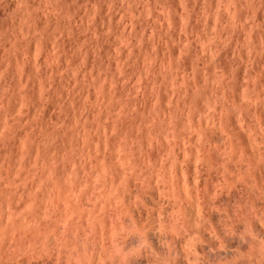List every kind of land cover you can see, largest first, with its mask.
<instances>
[{
	"label": "bare ground",
	"instance_id": "1",
	"mask_svg": "<svg viewBox=\"0 0 264 264\" xmlns=\"http://www.w3.org/2000/svg\"><path fill=\"white\" fill-rule=\"evenodd\" d=\"M263 257L264 0H0V264Z\"/></svg>",
	"mask_w": 264,
	"mask_h": 264
},
{
	"label": "rangeland",
	"instance_id": "2",
	"mask_svg": "<svg viewBox=\"0 0 264 264\" xmlns=\"http://www.w3.org/2000/svg\"><path fill=\"white\" fill-rule=\"evenodd\" d=\"M142 4H143V3H142ZM87 198H88V197H86V201H87ZM63 202H65V200H64ZM79 228H81V227H79ZM82 228H83V227H82ZM79 231H80L81 234H82L83 230L81 231V230L79 229ZM78 235H79V233H78ZM80 237H81V236H80ZM263 258H264V257H263ZM263 258H262V259H263ZM260 261H261V262H260ZM262 261H264V260H259V262H260L259 264H264ZM254 263H257V264H258V261H254ZM254 263H253V264H254Z\"/></svg>",
	"mask_w": 264,
	"mask_h": 264
}]
</instances>
